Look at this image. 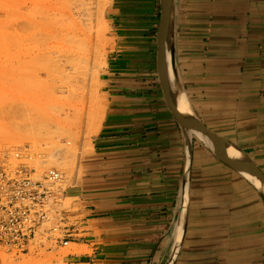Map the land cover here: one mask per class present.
I'll use <instances>...</instances> for the list:
<instances>
[{
	"label": "crops",
	"instance_id": "1",
	"mask_svg": "<svg viewBox=\"0 0 264 264\" xmlns=\"http://www.w3.org/2000/svg\"><path fill=\"white\" fill-rule=\"evenodd\" d=\"M109 15L118 45L104 116L69 189L78 210L66 264H168L180 238L173 264H264L263 195L165 100L160 0H111ZM173 51L186 108L264 173V0H174Z\"/></svg>",
	"mask_w": 264,
	"mask_h": 264
},
{
	"label": "rangeland",
	"instance_id": "2",
	"mask_svg": "<svg viewBox=\"0 0 264 264\" xmlns=\"http://www.w3.org/2000/svg\"><path fill=\"white\" fill-rule=\"evenodd\" d=\"M110 3L0 0V169L22 164L36 179L59 170L63 206L72 214L78 205L69 189L104 116L118 45ZM71 252L72 245H37L23 254L0 249V264H66Z\"/></svg>",
	"mask_w": 264,
	"mask_h": 264
},
{
	"label": "built area",
	"instance_id": "3",
	"mask_svg": "<svg viewBox=\"0 0 264 264\" xmlns=\"http://www.w3.org/2000/svg\"><path fill=\"white\" fill-rule=\"evenodd\" d=\"M15 156L20 158V152ZM62 181L63 173L54 168L41 179L22 164L0 169V249L23 254L37 245L48 249L69 245L72 213L63 206ZM43 235L45 240L40 241Z\"/></svg>",
	"mask_w": 264,
	"mask_h": 264
},
{
	"label": "water",
	"instance_id": "4",
	"mask_svg": "<svg viewBox=\"0 0 264 264\" xmlns=\"http://www.w3.org/2000/svg\"><path fill=\"white\" fill-rule=\"evenodd\" d=\"M161 15L157 32V70L162 92L165 100L170 107L174 117L180 123L182 128L190 133L198 136L209 147L212 153L223 163L231 167L233 170L239 173H246L256 177L264 186V173L258 166L252 161L250 157L244 154L234 143L230 142L224 137H221L211 130H209L192 112L184 114L178 109V98L180 96L177 87L170 80L169 65L174 74V51H173V9L174 0H160ZM201 134V135H200ZM206 138V140H205ZM234 147L237 149L241 156L239 158H233L228 155V148ZM190 159L188 158L187 167L185 170L186 183L189 176ZM187 190V184L185 191ZM260 191V190H259ZM263 195V193L260 191ZM264 197V195H263ZM186 212V203L184 205V214ZM185 218V217H184ZM182 224V234L183 226ZM182 237V235H181ZM181 241V238H180ZM179 241V243H180ZM177 242L172 253V257L168 264H173L178 248Z\"/></svg>",
	"mask_w": 264,
	"mask_h": 264
},
{
	"label": "bare ground",
	"instance_id": "5",
	"mask_svg": "<svg viewBox=\"0 0 264 264\" xmlns=\"http://www.w3.org/2000/svg\"><path fill=\"white\" fill-rule=\"evenodd\" d=\"M169 72H170V80L172 83H174V80H173V74H172V71H171V68H170V65H169ZM185 99L180 96V98H178V109L180 112L184 113V114H187L188 112H191L189 109L186 108V103L184 101ZM201 135V134H200ZM206 140V138H205ZM207 141V140H206ZM228 155L230 157H233V158H239L241 156L240 152L235 149L234 147H229L228 148ZM247 179H249L250 181H252L254 183V185L257 187L258 190H260L263 195H264V186L263 184L260 182V180H258L256 177L252 176V175H249V174H246L244 173L243 174ZM183 218V217H182ZM183 221V220H182ZM179 227V226H178ZM177 234V232H176ZM181 234H182V225L180 226V229L178 231V234H177V241L179 240V238L181 237Z\"/></svg>",
	"mask_w": 264,
	"mask_h": 264
}]
</instances>
